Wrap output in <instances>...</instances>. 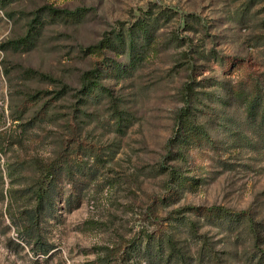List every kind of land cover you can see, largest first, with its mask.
I'll return each instance as SVG.
<instances>
[{
	"label": "rangeland",
	"instance_id": "obj_1",
	"mask_svg": "<svg viewBox=\"0 0 264 264\" xmlns=\"http://www.w3.org/2000/svg\"><path fill=\"white\" fill-rule=\"evenodd\" d=\"M0 264H264V0H0Z\"/></svg>",
	"mask_w": 264,
	"mask_h": 264
},
{
	"label": "trees",
	"instance_id": "obj_2",
	"mask_svg": "<svg viewBox=\"0 0 264 264\" xmlns=\"http://www.w3.org/2000/svg\"><path fill=\"white\" fill-rule=\"evenodd\" d=\"M51 9V8H50ZM53 12V11H52ZM55 12V11H54ZM73 14V12L71 13ZM116 67L115 72L118 74V77L121 75V72L125 71V66H120L118 65H114ZM131 67V65H129L127 67V69L129 70V68ZM92 81L88 80V84H86L84 86V99L87 101L89 99L90 94L93 92L95 84L96 83H91ZM254 101H251V105H250V109L254 108V109H258V106L255 104H252ZM70 171L68 170V173ZM59 176H60V172H54L52 171V169H50L49 174H46V177L48 178L46 181H44L43 183H41L40 185H38L37 189H36V194H37V199L39 200L40 205H42L43 203H47L48 205L50 204V210H53L54 206L56 205V202L58 200V195H56L57 193V182L59 180ZM179 183V182H177ZM239 216V214H237ZM41 216V213L39 212H35V214L32 215L31 220H35V222H38L40 219L39 217ZM29 231H27V235L26 237H30L31 234L28 233ZM43 249V247L41 246V250Z\"/></svg>",
	"mask_w": 264,
	"mask_h": 264
}]
</instances>
